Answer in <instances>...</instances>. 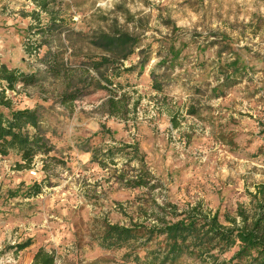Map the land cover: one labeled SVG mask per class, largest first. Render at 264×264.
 Here are the masks:
<instances>
[{
  "label": "rangeland",
  "instance_id": "1",
  "mask_svg": "<svg viewBox=\"0 0 264 264\" xmlns=\"http://www.w3.org/2000/svg\"><path fill=\"white\" fill-rule=\"evenodd\" d=\"M44 8L0 0V62L33 75L3 96L11 109H38L51 148L20 169L17 153L0 156V264H35L39 250L53 264H145L153 239L147 249L144 239L107 248L105 227L149 226L166 204L199 203L223 224L238 209L252 212L250 194L264 183V0H44ZM113 34L128 35L134 50L106 67L132 68L110 85L125 107L107 115L109 92L92 87L62 103L64 89L81 90L77 68L105 54L103 36ZM53 58L57 76L47 71ZM140 178L146 185L130 186Z\"/></svg>",
  "mask_w": 264,
  "mask_h": 264
},
{
  "label": "trees",
  "instance_id": "2",
  "mask_svg": "<svg viewBox=\"0 0 264 264\" xmlns=\"http://www.w3.org/2000/svg\"><path fill=\"white\" fill-rule=\"evenodd\" d=\"M34 1L41 9H45L44 0ZM103 37V51L106 53L88 56L86 64L77 68L80 75H86L84 80H81V90L79 86L75 88L74 93L64 89L62 103L74 100L86 88L102 89L109 92L102 106L105 107L107 115H112L125 107L122 99L112 95V78L120 76L121 73H130L132 68L109 72L106 67L114 57L125 59L134 50L131 44L127 45L129 38L126 34ZM52 61L53 64H49L47 71L57 76L61 64L55 66L57 59L53 58ZM92 71L94 74H91ZM32 79V74L18 68H8L0 62V107L6 110V113L0 112V156H6L9 152L17 153L20 158V163L17 164L19 169L29 167L37 154H47L51 151L41 131L38 109H11L9 99L3 96L5 88L13 90L16 83L27 84L32 82ZM153 87L160 89L159 84H153ZM135 105L136 103L132 104L133 109ZM131 183L130 186L146 185L141 178ZM254 189L250 194L252 212L248 214L238 209L236 217L224 216L226 224L219 221L217 211L204 209L199 203L179 211L175 206L166 204L158 207L159 213H155V221L149 226L136 223L128 227L108 224L103 232L102 245L110 248L129 240L144 239V242L139 243L147 249L146 243L153 239L154 248L144 252L145 264H175L183 256L205 264H264V183L254 185ZM26 246L27 244H21L18 248ZM232 248L235 250L230 257L223 258L222 255ZM34 263L53 264V259L46 252L39 250L34 255Z\"/></svg>",
  "mask_w": 264,
  "mask_h": 264
}]
</instances>
